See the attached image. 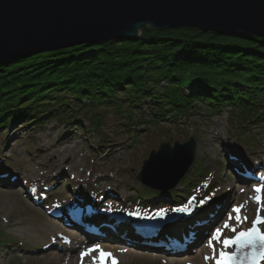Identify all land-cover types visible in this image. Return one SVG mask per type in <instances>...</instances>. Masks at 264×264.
I'll use <instances>...</instances> for the list:
<instances>
[{
  "label": "rangeland",
  "instance_id": "1",
  "mask_svg": "<svg viewBox=\"0 0 264 264\" xmlns=\"http://www.w3.org/2000/svg\"><path fill=\"white\" fill-rule=\"evenodd\" d=\"M184 29L189 30L188 28ZM216 36L218 37L221 35ZM222 36L233 37L227 35ZM81 46L83 45H74L64 50ZM56 51L59 50L44 51L25 59L34 57L32 61L36 62L37 60L38 62V57L40 55ZM25 59H17L0 67H5L6 69L12 64H19ZM173 60L175 61V58ZM174 61H171V64H173ZM193 65H196L197 69L200 66L198 63H193ZM22 68L23 69L18 70L19 76L21 77L26 76L27 72L32 71L29 66L28 69L30 70H24L25 67ZM190 74L191 70L184 71L181 69L172 73V75H176V80L184 84L183 91L185 95L188 96V99L194 101L187 118H180L178 121H160L153 125L139 123L135 125V127H137L135 135L130 132L132 129L125 124V118L118 116L112 109L105 112L100 117L101 124L99 128L101 132H97L91 127L92 120L94 122L96 119H94V117L91 119V114L82 110L73 112H77L75 114L76 118H72V122L70 123H66V121L59 122L50 120L41 127L34 128L33 123L25 125V122H23L24 120L18 118L16 120H5L1 124L0 264H60L57 263L56 260L49 258L51 249L46 250L47 254L44 253L46 254L44 257L39 255L42 253L41 246H45L52 242L53 237L59 235L60 240L58 242L65 241L68 237H73L74 241L79 244H84L88 250L95 249L96 247L110 253L111 258L108 260V264H112L113 258L115 264H163L164 262H167V264H211V259L225 249L223 247V240L232 239L237 232L248 229L257 214L264 219V201L261 206L253 203V193L250 189L252 184L248 190H245L246 188L239 184V179L237 180V177L239 178L238 173L243 167H240L237 163L231 162L229 158V155L232 153L243 156L246 162H259L258 166H256L258 167L256 173H249L253 176L261 175L263 179L262 185H264V125L258 126L256 129H252L253 126L251 125L247 126L246 129L240 128L241 126L237 127L234 121L228 118V108H222L220 111L213 113L209 112L206 107L199 104V98L189 93L190 87L196 86L199 82V80L191 77L192 75ZM47 76H51L52 78L47 77L46 81L49 79L58 80L53 82L55 84H58L59 80L63 81L66 77L62 71H59L57 75L51 72V74ZM224 76L225 75L222 74L220 78ZM25 79H27V76ZM239 79L243 78L240 77ZM162 80L163 79L159 80L158 84L152 86L153 89L151 93L160 91L165 87V82ZM50 85H46L44 91H46ZM8 87L4 88V92L0 90V105L4 104V100L9 99V97H14L10 99L18 101L20 98L19 95L29 91V87L31 86L24 85L17 91H12L11 88ZM195 89L196 88H193V90ZM119 92L120 91L117 93ZM20 102L21 104L27 102V98L25 101L21 100ZM138 104V108H125V110H129L127 112L133 114L135 121L139 118L146 119V117H151L152 111L157 108L156 104L151 101H143ZM123 107H125V105H123ZM127 112L124 114H127ZM6 122H8L7 125ZM65 130H69L74 134V140L55 150L58 152L53 153L52 150L46 152L45 149L56 143V141L62 137ZM243 130L244 132H242ZM235 135L241 139L239 140L240 142L233 139ZM190 136L195 138L196 141L195 159L185 175L190 176L192 180L190 181L189 190L186 191L184 188H181V184H183L181 181L175 192L182 196L184 205L189 204L190 200H197L196 197L203 200L204 197L211 193H208L210 190L206 188V184L209 180H214L216 182H214L215 187L212 193H218L215 202L205 209V211L198 214L207 216L218 215L211 230L210 228L208 229V231H210H207V235H205L201 227L193 230L195 233L193 234L194 239L196 236V240H204L201 247L196 246L198 243H201L197 242L193 244L189 250L183 251L182 253H176L171 249L167 251L168 245L166 243L170 242H168V234H164L162 237H158L159 240L157 241V243H162V248H160L161 252L156 255L148 254L149 251H146L148 249L143 248V246L139 247V245L133 243H129L127 246L141 248L140 250L143 251H136L139 249H128L130 247L125 246V244H127L126 240H101L103 238H97L85 242L82 240L84 236L80 233H74V231L69 229L66 225L52 221L49 211L55 199L59 197H68L71 199V193L76 189L79 190L78 192L83 191L86 195L87 202L90 203V197H87V195L91 192L99 191L97 190L95 177L91 175V168L99 170L101 173H106L109 177L111 176V180L117 181L119 190L124 194V197L135 201L133 199L134 195L141 197L140 195L143 187L136 180V175L140 171L142 160L147 158L151 150H156L160 143L168 141L172 146L175 141L183 143L187 141ZM100 137L104 139L103 142H100ZM243 142L245 144L248 142L249 145H244ZM100 147H103L105 151L120 149L115 157L102 161L103 164L101 167L106 171H103L100 166L96 165V162L99 160L97 156ZM64 149L67 151V154L62 153ZM62 155L64 156L59 158ZM101 157L104 159L106 157V152H103ZM196 166H199V168L205 167V171L200 176L195 175ZM109 167L110 170L107 171ZM74 176H77L76 182L80 178H86L88 183L77 182V184H75L76 182L73 181ZM31 180H34L32 182H39L41 184L38 195H35L37 198L35 202L30 201L27 197L28 194H33V186L29 184ZM249 182L253 181L250 180ZM74 185L79 189H77V187L74 188ZM197 185H199L197 192L199 194L196 196L197 193L194 195L195 192L193 194L191 192H193V189H195ZM241 189L246 192L241 191ZM110 198L106 199L104 202L109 201ZM168 199L169 194H167V197L162 195L160 198L154 200L157 201H155V203H158L161 201L168 202ZM140 201L142 202L143 200ZM223 201H225V203L221 206ZM234 207H241V212L239 214L241 220L239 223L236 222V214L232 212ZM220 208L222 211L219 210ZM229 216H231L232 219H229ZM82 221L86 223L83 219ZM198 221L199 222H196L198 226H202L205 222V220L202 223L200 220ZM225 223L228 224L227 229L224 228ZM96 226L99 227L100 230L103 227L102 224H97ZM125 226H127V224H125ZM125 226H123V228L129 230ZM121 227L122 226H120V228ZM91 228L94 229L95 227L86 224L85 229ZM260 228L264 233V223ZM186 229L187 227L183 228V231ZM217 229L221 231L220 241L213 242V247L210 249L208 247V241ZM232 229L236 231L233 232ZM81 231L85 233V230ZM159 233L161 235L165 233V231H159L156 234ZM193 237L187 234L182 237L183 239H181V241L188 244L192 242L191 239H193ZM94 240H100L102 242L96 244ZM55 242L56 241H54V243ZM192 247H195V249H192ZM225 250L227 253L229 252L228 249ZM79 251L80 249L77 252ZM97 255L98 252L95 254L93 260L95 259L96 261ZM118 255L120 257H118ZM204 258L210 259L205 261ZM261 264H264V260Z\"/></svg>",
  "mask_w": 264,
  "mask_h": 264
},
{
  "label": "trees",
  "instance_id": "2",
  "mask_svg": "<svg viewBox=\"0 0 264 264\" xmlns=\"http://www.w3.org/2000/svg\"><path fill=\"white\" fill-rule=\"evenodd\" d=\"M38 58V62L31 57L6 69L0 67L3 92L8 86L12 91L31 86L19 95L18 101L9 97L0 105V126L5 120L18 118L28 125L33 122L40 126L54 119H70L76 110L93 113L97 119L110 109L121 113L134 126L140 118L133 120V114L125 108H138V103L143 101L154 102L157 108L150 119L141 123L178 121L187 118L194 104L185 95L184 84L172 75L180 69L191 70V77L199 80L196 86L190 87L189 93L199 98L201 105L212 111L229 107L244 123H264L262 38L217 37L194 29L151 31L144 28L137 41L111 40L62 49ZM193 63H198L199 68ZM28 66L32 71L27 72V79L19 76L18 70L22 67L27 70ZM59 71L66 76L63 81L59 80L58 84L53 83L58 81L55 79L46 81L51 77L47 75L51 72L57 75ZM222 74L225 76L220 78ZM161 79L165 87L151 93L152 86ZM48 84L51 85L44 91ZM26 98L27 102L21 104Z\"/></svg>",
  "mask_w": 264,
  "mask_h": 264
},
{
  "label": "water",
  "instance_id": "3",
  "mask_svg": "<svg viewBox=\"0 0 264 264\" xmlns=\"http://www.w3.org/2000/svg\"><path fill=\"white\" fill-rule=\"evenodd\" d=\"M144 28L264 39V0H0V66L79 44L136 41ZM195 147L193 137L161 143L137 180L153 190L173 189L192 165ZM233 251L236 260L251 264L256 250Z\"/></svg>",
  "mask_w": 264,
  "mask_h": 264
},
{
  "label": "bare ground",
  "instance_id": "4",
  "mask_svg": "<svg viewBox=\"0 0 264 264\" xmlns=\"http://www.w3.org/2000/svg\"><path fill=\"white\" fill-rule=\"evenodd\" d=\"M59 93L62 94V92H59ZM56 94H58V93H56ZM73 140H74V134L71 131H69V130H65L63 132V134H62V137L59 140H57L56 143H54L50 147H47L45 149V151L48 152L49 150H52L53 153L58 152V151H55V150H57L59 147L65 146L68 143H71ZM119 151H120V149L119 150L105 151L103 147H100V149L98 150V156H97V158L99 160L96 162V165L100 166V168L103 171H106L104 168L101 167V165L103 164L102 161H106V160L110 159L111 157H115V155L118 154ZM103 152L104 153L106 152V157L104 159L101 157ZM229 152H231V151H229ZM62 153H66L67 154V151L64 149V151ZM63 156L64 155L60 156L59 158H61ZM229 157H230L231 162L237 163L238 165H240V167L246 166V161L244 160L243 156H238V155H235V154L231 153L229 155ZM231 157H233V158H231ZM248 164H251L252 167L256 166V165H254L255 164L254 162H250L249 161ZM252 167H250V168H252ZM257 168L258 167H255V169H257ZM246 169H249V168H246ZM109 170H110V167H109V169L107 171H109ZM239 170H240V168H239ZM90 172H91V175L95 177L96 184L99 187V189H98L99 191L98 192H94L92 195H91V193H89V194L86 193V194L89 195L88 197H90L89 199L91 201V205L93 206L92 207V210H93L92 212L93 213H95V210H94L95 209L94 208L95 205H98V206L102 205L100 202H104L106 199H108L110 197H112V198H110V200L115 198L114 200L115 201L116 200L119 201L120 204H122V205H124V204L126 205V204L129 203V205H130L129 210H138V206L133 201L128 200L127 198L124 197V194L119 190V185H118L117 181L111 180V178H110L111 176L109 177L108 174L101 173L99 170H94L92 168L90 169ZM253 179L254 178H252V180ZM32 181H34V180H31L29 182V184L33 186V189H32V193L33 194L30 193V194L27 195V197L30 199V201L35 202L36 199H37L35 195H38V191L40 190L41 185L38 182L35 183V182H32ZM244 181H245L246 187L248 189V186H250L251 183L249 182L250 184H248V181H246V179ZM103 186H106V187H103ZM82 193H83V191H80V192H78L76 194L79 195V197L81 199L86 198V196H84ZM84 200H87V198L84 199ZM224 203H225V201H223L221 203V206ZM151 205L155 209L157 207L161 206L160 204H157V203H151ZM219 210L222 211L221 208ZM217 216L218 215L215 214V216H213V218L206 219L205 220V225L202 228V231H206L210 227L212 228L214 223H215V221H216ZM86 217L90 218L89 214H86L84 212L82 214V218H86ZM206 217H210V216H206ZM131 221L134 222V220H131ZM91 224L92 225H96L97 222L91 221ZM122 224H123V222L114 224V227H113L114 231L111 228L102 227L101 233L103 234V237H102L103 239H101V240H104V239H119V238H121L122 240L125 239L122 236L117 235L118 232L119 233L121 232V230H118V229H120L119 226H121ZM183 226H185V225L184 224L173 225V227H175V228L170 229L172 231H170V230H169L170 232L166 231L165 233H163L161 235L160 234H156V235H153V236L147 235L144 238L139 235V237H137V240H140L141 243L145 242V244H152V243H154V241H156V239H158V237H162L164 234H166L168 232V238H169L168 242H170V246H168V247L171 248V250L175 251L176 253H182L183 251L189 250L190 247L193 244L198 242V240H196V239H194V240L191 239L192 242L188 243V244L183 242V241H181V239H183L182 237L186 235V230L183 231V228H184ZM193 228L199 229V227H193ZM187 234L189 235L188 231H187ZM92 239H94V238L87 235V237H85L82 240L86 242V241H90ZM134 239H136V238H134ZM59 240H60V235L59 236H54L52 242L48 243L45 246H41L42 253H40L39 255H41V257H44V255L47 254L46 250L47 249H49V250L51 249V253L49 255V258L56 260V262L60 263V264L61 263L62 264H94V262H96V264H97V259H96V261H95V259L93 260L95 254L97 252H92L89 255H85L82 258L81 257V253H84V252L88 251V249H87V247L85 245L79 244L78 242L74 241L73 237H68V238L65 239V241H61V242H58ZM54 241H56V242L54 243ZM119 241H121V240H119ZM58 243H59V245H58ZM126 243H129V242H126ZM201 243H202V241H201ZM137 245H140V244H137ZM79 249H80V251L77 252ZM153 249L156 250L155 248H153ZM44 253H46V254H44ZM97 257H98V255H97ZM114 257H116V256H114ZM118 257H120V256L118 255ZM217 257L219 258V256H217ZM112 260L115 262L114 258ZM163 264H167V262H164Z\"/></svg>",
  "mask_w": 264,
  "mask_h": 264
},
{
  "label": "snow or ice",
  "instance_id": "5",
  "mask_svg": "<svg viewBox=\"0 0 264 264\" xmlns=\"http://www.w3.org/2000/svg\"><path fill=\"white\" fill-rule=\"evenodd\" d=\"M255 202L257 204L261 203V197L259 193L261 189L257 187L255 190ZM173 211H186V209H174ZM232 212L236 214V222L239 223L241 220L240 212L241 207H234ZM129 215H133L134 213H128ZM229 219H232L229 216ZM264 223L259 215L257 214L256 219L252 222V227L247 231L239 232L235 238L223 240V247L228 248L229 246H236L238 249L243 250L245 248L254 249L256 251L251 254V264H259L260 260H264V234L261 233L259 228L257 227L259 224ZM224 228H228V224H224ZM235 232V229H232ZM221 237L220 229H217L215 233L211 235V239L208 241V247L211 249L213 247V242H219ZM92 252H98V261L99 264H107L108 260L111 258L110 253H106L99 248L89 249L87 252L81 253V257L83 258L85 255H89ZM238 259L235 254H229L225 251L219 252V258L216 260V264H234V261ZM96 264V262H94ZM112 264H115L113 261Z\"/></svg>",
  "mask_w": 264,
  "mask_h": 264
}]
</instances>
